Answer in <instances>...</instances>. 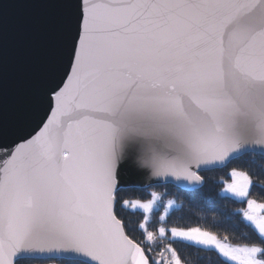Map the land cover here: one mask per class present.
Segmentation results:
<instances>
[{
	"label": "snow or ice",
	"instance_id": "snow-or-ice-1",
	"mask_svg": "<svg viewBox=\"0 0 264 264\" xmlns=\"http://www.w3.org/2000/svg\"><path fill=\"white\" fill-rule=\"evenodd\" d=\"M53 7L66 48L16 125L0 114V264H264V0ZM169 187L241 205L251 240L182 222Z\"/></svg>",
	"mask_w": 264,
	"mask_h": 264
},
{
	"label": "water",
	"instance_id": "water-1",
	"mask_svg": "<svg viewBox=\"0 0 264 264\" xmlns=\"http://www.w3.org/2000/svg\"><path fill=\"white\" fill-rule=\"evenodd\" d=\"M5 3L7 10L0 15V114L14 127L46 66L65 50L67 41L54 0ZM13 127L7 129L10 135L17 131Z\"/></svg>",
	"mask_w": 264,
	"mask_h": 264
},
{
	"label": "trees",
	"instance_id": "trees-1",
	"mask_svg": "<svg viewBox=\"0 0 264 264\" xmlns=\"http://www.w3.org/2000/svg\"><path fill=\"white\" fill-rule=\"evenodd\" d=\"M234 166L251 167V164L248 160L241 159L223 172L205 173L208 179L207 187L212 188L217 181H230L228 173L230 168ZM166 191L169 193L167 198L173 199L180 206L177 217L182 218V222L193 225L198 223L200 226L210 228L221 236L227 234L231 242L236 244L251 240L252 231L250 227L242 221L236 212V209L241 205L223 198H217L216 191H208L206 195L212 198V203L193 207L190 205L188 190L169 187ZM125 195L128 198H139L142 193L128 192ZM252 195L257 199L264 197V188L254 187ZM177 217H173V220L175 221ZM129 219L135 221L136 217L133 216ZM191 258L196 261V264H219L220 261V258L212 252H203L199 255L193 254Z\"/></svg>",
	"mask_w": 264,
	"mask_h": 264
},
{
	"label": "rangeland",
	"instance_id": "rangeland-1",
	"mask_svg": "<svg viewBox=\"0 0 264 264\" xmlns=\"http://www.w3.org/2000/svg\"><path fill=\"white\" fill-rule=\"evenodd\" d=\"M231 179V178H230ZM179 189H181V188H179ZM176 203V202H175ZM177 204V203H176Z\"/></svg>",
	"mask_w": 264,
	"mask_h": 264
}]
</instances>
